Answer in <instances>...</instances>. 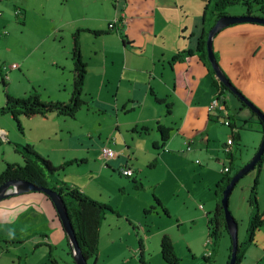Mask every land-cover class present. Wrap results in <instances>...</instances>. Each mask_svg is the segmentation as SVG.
Here are the masks:
<instances>
[{"label": "crops", "instance_id": "1", "mask_svg": "<svg viewBox=\"0 0 264 264\" xmlns=\"http://www.w3.org/2000/svg\"><path fill=\"white\" fill-rule=\"evenodd\" d=\"M180 1L183 0H110L109 4L114 3L113 10H107L105 16L101 14L94 17L90 12L91 5L84 0L85 12L69 28H72L69 36L80 30V53L86 66L83 100L86 101L87 111L95 109L99 115L91 119L87 117L84 122L78 121L82 119L80 111L75 119L54 113L46 117L20 118L23 134L17 131L10 116L5 118L8 120V126L0 119V153L5 152L7 142L29 144L40 156L48 158L55 168H61L57 173V180L79 189L96 201L97 199L87 191L90 182L98 176L110 183L114 182L117 188L122 189L121 194L124 196L116 199V205L111 208L115 209V216L119 217L120 214L125 218L128 227L125 229H131L135 239L140 238V230L136 226L139 223L129 211L121 213L119 204L126 201L125 197L131 198L132 195L147 189L152 190L153 196L157 194L158 197L155 196L162 200L157 191L165 182L150 178L148 169L165 166L168 170H177L180 168V160L203 157L205 164L193 173L198 174L201 191L204 190L202 193L206 190L210 192L212 188L213 196L212 199L209 197L208 201L212 200L211 204L215 206L216 186L225 175L222 169L229 167L230 174L233 171L238 129L248 122L256 124L258 118L253 116L248 107L242 108L240 102L229 92L223 93L221 98L217 99L223 108L219 115L207 111L208 106L216 99V88L212 84L211 74L194 51L197 40L212 28V19H204V16L200 19L197 15L190 14L192 18L197 17L196 20L182 28L181 23L173 19V14L178 12V6H181ZM229 16L246 14L240 12ZM114 19L120 22L116 24L117 33L109 34L108 24ZM168 29L176 31L171 30L168 34ZM86 30L106 34L96 36ZM90 36L94 40L90 39ZM107 37L112 40L108 42ZM6 41L5 39L4 42ZM212 49L220 69L231 84L264 113V26L244 23L224 28L214 36ZM187 50H192L193 54H184L180 59L173 61L175 56ZM69 54L70 50L63 57L54 56L50 61L49 65L53 70L51 81L54 83L51 89L47 86L41 90L42 100H69L73 66ZM30 57L31 54L22 56L19 69L24 68V72H28L30 64L28 67L27 61ZM90 82L95 84L93 90L88 89ZM169 104L167 114L166 106ZM225 116H228L230 126H224L220 122ZM210 123H219L227 129V138L223 144H217L214 141L215 136L213 138L209 133ZM158 125L171 129L169 139L164 144L161 142ZM254 129L257 130V127ZM230 139L232 145L228 163L216 154ZM257 144L254 143L252 150H257ZM104 145L117 154L116 158L106 163L100 159V148ZM0 163L5 164L6 161L1 160ZM11 163H20V158L12 157ZM122 168L131 169L134 172L133 177L122 176L119 172ZM250 175L251 180L248 179V182H251V186L256 182L258 209L264 218V155L259 167H255ZM132 180L140 182L143 191L136 190ZM104 191L106 192V189ZM32 204L36 206L34 211H30ZM133 205L138 206L132 200L129 207ZM229 208L236 221L237 215L234 211L237 210V202H234V208H231L229 203ZM250 213L243 219H246L245 236L241 244L245 245L241 249L240 264H264V225L254 233L253 240L247 242L246 226ZM166 215L169 216L167 210ZM106 217L108 216H105L100 228L99 245ZM22 220L30 222L31 226L22 230L16 227L15 234L10 231L8 235H0L2 239L13 236L23 241L21 244L1 242L4 245L0 251V264H14L13 260L8 263L5 262L6 259L3 260L10 249L17 250V261L32 264L30 258L43 254L42 247L48 248L49 252L43 264H52L51 259L54 264H58L52 258L51 252L60 242L66 241L68 245V241L44 196L27 193L11 196L0 202V226H15L22 223ZM32 222L37 223V226L45 225L46 228L24 235L34 228ZM236 223L239 226L237 221ZM47 225H50L51 229H48ZM207 231L209 234L208 228ZM210 242H204V258L208 260V264L214 255L212 251L215 246L211 238ZM208 245L211 249H208ZM20 249L24 253L19 252ZM228 250L230 253V247ZM41 258L44 259L43 256Z\"/></svg>", "mask_w": 264, "mask_h": 264}, {"label": "rangeland", "instance_id": "2", "mask_svg": "<svg viewBox=\"0 0 264 264\" xmlns=\"http://www.w3.org/2000/svg\"><path fill=\"white\" fill-rule=\"evenodd\" d=\"M87 1L92 7L90 12L94 17H99L101 14L105 16L107 10H113L112 6L114 3L109 4L110 0ZM207 3V0L180 1L181 6L179 5L178 12L173 14V19H177L176 22H180L183 28L189 22L192 23L196 20L197 17L192 18L190 15L193 14L200 19L202 16H204V19H212L213 26L212 7L210 5L206 8ZM84 4V0H0V34L6 32V35L0 38V80L3 78L6 84V88H3L0 83V107L5 104L6 95L22 99L32 93H36L40 97V95L42 96L41 90L47 88V86L51 89L54 82L51 81L53 70L49 65L50 61L54 56L63 57L68 50L71 51L72 34L70 36L69 34L72 28H69L85 12ZM245 11L246 9L240 5L227 9L229 15H236ZM16 12H19L20 15H17ZM254 13L260 14L255 11ZM262 15L263 17L261 18H264V14ZM118 21L114 19L110 24H116ZM115 28L109 34L117 33ZM171 30L176 31L168 29L166 33L169 34ZM185 36L186 38L188 37L187 34ZM5 39L7 40L6 42H4ZM90 39L93 38L90 36ZM106 40L110 42L112 39L107 37ZM28 54H31L27 61L28 67L30 64L28 72H24V68L19 69V66V70L5 71V68H9L12 64L21 65L22 56ZM70 57L71 55L69 54V59ZM94 87L95 84L90 82L88 89L93 90ZM258 109L262 112L260 108ZM79 114L82 116V119L78 120L80 122H84L88 119L87 117L91 119L99 115L95 109L87 111L86 105L80 110ZM5 118L7 117H0L2 123L5 122L8 126V120ZM256 121V124L251 122L242 124L240 122L242 124L238 129L240 138H235L237 150L235 151L231 174L241 169L253 158L257 151L252 150L254 143L255 145L258 143L257 149L261 143L263 134H261V126L258 124L257 119ZM254 127H257V130ZM210 131L211 136L213 138L215 136L214 141L217 144H223V141L227 138V129L219 123H210ZM223 150V148L218 150L216 155L220 159H226L229 163L228 155ZM5 152L3 154L0 153V161L4 160L9 164L11 163V158L17 155H14L11 146H7ZM240 157L241 159H239ZM195 161L200 162V165L197 162L195 163ZM180 162V168L177 170H168L165 166L156 167L152 170L148 169L150 178L165 182L157 191L162 200L157 198V194H155L157 197L154 196L161 201V206L167 210L169 216L165 215L162 208L155 204L152 190L147 189L144 192L136 193L132 195L133 199L132 197H125L126 201L119 204L120 211L121 213L129 211L133 219L137 220L139 224H136V226L140 230V238L135 239L131 229L129 231L125 229L127 224L123 216L119 214V217H117L108 213L100 234L101 243L96 264H140L139 257L145 264H165L162 261L160 251V242L164 234L172 239L174 251L179 259L178 264H208L204 259L206 253L204 242L209 239L206 226L207 218L212 216L215 209V206L211 204L212 200L208 201L209 197L212 199L213 190L211 188L210 192L205 191L209 195L202 193L204 190L201 191L202 185L199 184L198 174L193 173L195 169L205 164V159L195 156L186 161L182 159ZM3 164L0 163V173L5 169ZM251 173L244 176L236 184L228 201V208L229 203L230 207L234 208V202H237V210L234 213L237 215L236 221L239 225L237 232L238 243H241L245 236L244 222L246 219H243L251 212L250 207L247 206V197L251 187V182H248V179L251 180ZM102 177L106 178L105 175H102ZM111 180L116 181L115 179ZM115 185L114 182L110 183L98 176L90 182L87 193L95 197L99 203L109 207L115 206L116 199L124 196L122 195V189L117 188ZM104 189H106V192ZM38 194L43 196L42 193ZM132 200L138 206L129 207V203H132ZM34 210H36V206L32 204L30 211ZM232 216L234 217V215ZM44 217L46 216L44 215ZM18 225L0 226V235H8L10 231L15 234L16 227L22 230L31 226L30 222H24L23 220ZM32 227L34 228L26 233L24 232V235L44 227L46 228L45 225L37 226L35 222H32ZM47 227L51 229L50 225H47ZM140 243L144 249L142 252H139ZM214 244V251H212L214 255L209 261L210 264H227L228 254L230 255L228 248L231 247L229 235L223 233ZM3 245L4 243L0 242V251ZM210 245H208V249H211ZM42 248H44L43 254L30 258L32 264H43V261L46 260L49 253L48 248ZM16 251L10 249L3 260L6 259V263L13 260L14 264H23L24 261H17L15 258ZM19 252L24 253L21 249ZM70 252V246L68 247L67 242L63 241L55 246L51 254L58 264H73ZM42 256L44 259L41 258ZM38 258L42 259L41 262H39L40 259ZM88 264H92V262L89 261Z\"/></svg>", "mask_w": 264, "mask_h": 264}, {"label": "trees", "instance_id": "3", "mask_svg": "<svg viewBox=\"0 0 264 264\" xmlns=\"http://www.w3.org/2000/svg\"><path fill=\"white\" fill-rule=\"evenodd\" d=\"M207 6L211 5L212 7V17L214 19L213 23L216 20L228 16L227 9L240 5L246 9V16L252 17H263L264 14V0H207ZM258 12L260 14L254 13ZM113 28L116 24L113 23ZM214 25V24H213ZM112 29L108 27V31L111 32ZM93 35L99 36L106 34V32L91 31L86 30ZM80 30H77L71 35L72 38V47L70 51L71 60H72V90L70 98L67 102L59 101H43L36 93L28 95L26 98L16 99L8 95L5 96V104L0 107V116H10L12 121L15 124L17 131L20 134H23V128L20 123V118L30 119L35 116L46 117L49 114H56L61 117H66L69 119H75L77 113L86 105V101L83 100V87H84V78L86 75V66L82 61L80 53ZM206 38L207 32L203 34L197 41L196 49L194 52L198 53L199 61L207 68L208 72L212 76V84L216 88L215 98L220 99L222 94L229 92L233 97L238 100L242 108H247L243 101L238 97L246 99L233 85L235 94L230 92L215 76L211 66L207 60L206 55ZM192 55V50H187L181 52L173 58V61L178 60L182 55ZM1 75V73H0ZM226 77V76H225ZM227 78V77H226ZM228 80V79H227ZM229 83H231L228 80ZM0 83L3 88H6V84L1 78ZM238 95V96H237ZM157 102H163V100H156ZM247 101V99L245 100ZM167 107V114H169L170 104ZM261 113V112H260ZM253 116H257L252 113ZM258 124L261 126V134H263L264 128L263 124L257 118ZM247 123V122H246ZM223 125V124H222ZM158 132L161 137V142L164 144L169 139V134L171 132L170 128H164L160 125L157 127ZM235 138L239 139V135ZM8 146L12 147L14 155H17L20 158V163H5V169L0 173V186L9 181H25L31 183L32 185L39 188H48L57 192L62 200L64 201L65 207L67 209L68 217L70 218L72 227L74 229L76 241L79 248L81 249L82 255L86 258L87 263L89 261L92 264H96L97 257L99 253V233L102 222L105 219V216L108 213L117 215V213L108 205L99 203L86 194H84L79 189L69 186L63 181L57 180V173L61 168H55L47 159L40 156L29 144H16L7 142ZM264 155V154H263ZM263 155L256 164V168L262 162ZM237 172V170H236ZM235 172V173H236ZM252 172V171H251ZM227 173L223 175L221 180L216 186V205L212 213V216L207 219V228L209 230V238L215 243L218 238L222 236L223 233L228 234L224 219V212L221 206L222 192L225 187L230 182L232 176L235 174ZM250 173V172H249ZM248 173V174H249ZM133 186L138 191H143V186L140 182L132 180ZM35 193V192H32ZM46 201L49 202L53 211L54 218L57 220L58 225L62 230L61 223L58 219L55 209L50 201V199L43 194ZM155 204L162 208L163 213L166 215V210L163 209L159 200L153 196ZM247 204L251 209L248 226L246 229L247 242L250 243L253 240L254 233L264 225V218L259 213L258 202H257V189L256 182L250 187L249 194L247 197ZM63 232V230H62ZM64 233V232H63ZM0 242L10 243V244H21L23 241L17 240L16 237H8L2 239L0 237ZM139 252H142L143 246L139 244ZM244 243H238V250L236 256V263L240 264L242 259V247ZM160 251L161 258L165 264H178L179 259L176 256L174 251L172 240L169 236L164 235L160 242ZM72 255V253L70 252ZM205 259V258H204ZM208 261L207 259H205ZM229 261V259H228ZM51 263L54 264V260L51 259ZM139 263L145 264L144 261L139 257ZM228 264V263H227Z\"/></svg>", "mask_w": 264, "mask_h": 264}, {"label": "water", "instance_id": "4", "mask_svg": "<svg viewBox=\"0 0 264 264\" xmlns=\"http://www.w3.org/2000/svg\"><path fill=\"white\" fill-rule=\"evenodd\" d=\"M244 23H252V24L264 26V18L252 17V16H224L216 20L212 28L208 31L206 38V54L211 69L213 70L216 78L230 92H232L235 95L236 93L232 84L228 82L227 78L225 77L224 73L222 72L216 61L212 49V41L214 36L222 29L227 28L229 26L244 24ZM238 98L241 101H243L244 104L259 118L264 128V115L260 113L259 109L255 107L250 101L248 100L245 101L246 99L244 100V98L241 97ZM263 154H264V131H263L261 143L256 153L254 154L253 158L232 176L230 182L222 192V199L220 203L224 212L226 229L231 240L228 264L236 263V256L238 250V238H237L238 226L228 208L229 197L233 189L235 188L236 184L249 172L255 169L257 162L260 160ZM32 192L42 193L50 199L53 208L56 211L58 219L61 223L62 230L67 237L68 246H70L71 248L72 259L74 264H88L86 258L82 255L81 249L79 248L78 243L76 241L74 229L72 227L70 218L68 217V213L64 201L57 192L48 188L36 187L31 183L25 181H9L0 186V202L11 196L27 194Z\"/></svg>", "mask_w": 264, "mask_h": 264}, {"label": "built area", "instance_id": "5", "mask_svg": "<svg viewBox=\"0 0 264 264\" xmlns=\"http://www.w3.org/2000/svg\"><path fill=\"white\" fill-rule=\"evenodd\" d=\"M16 14H19V12H16ZM114 25L113 23L110 24L108 27L110 29H114L113 26ZM6 35V32H3L2 34H0V38L5 36ZM15 69H18V65L16 64H12L9 68H5V71L8 72L10 70H15ZM222 105H221V102L217 99L213 100L212 103L208 106L207 108V111L214 114V115H219V112H222ZM220 122L224 125V126H230V122H229V119H228V116H225L223 117ZM232 145V140H228L227 141V145L223 148L224 152L229 156L230 153H231V148L230 146ZM189 150V149H188ZM116 153L111 149L109 148L108 146L104 145L100 148V159L106 163L114 158H116ZM120 174L124 177H128V178H131L133 177V174L134 172L129 169V168H122L120 169ZM229 172V167H224L222 169V173L223 174H227ZM210 243V238L206 241V244ZM210 255V253H208V256Z\"/></svg>", "mask_w": 264, "mask_h": 264}]
</instances>
